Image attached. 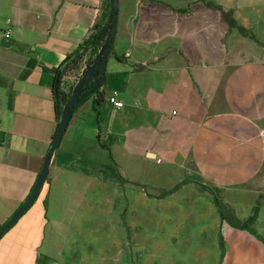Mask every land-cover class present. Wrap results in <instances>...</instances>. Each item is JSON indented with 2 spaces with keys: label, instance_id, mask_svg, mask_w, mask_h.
Returning <instances> with one entry per match:
<instances>
[{
  "label": "crops",
  "instance_id": "crops-1",
  "mask_svg": "<svg viewBox=\"0 0 264 264\" xmlns=\"http://www.w3.org/2000/svg\"><path fill=\"white\" fill-rule=\"evenodd\" d=\"M205 2L118 0L103 102L92 94L74 108L35 200L0 234V264H57L61 236L80 235L83 221L115 202L118 186L135 181L160 193L190 179L156 195L160 217L171 211L209 243L220 217L198 182L218 188L241 220L259 202L255 229L264 238V0H211L253 38L228 30ZM111 8L110 0H0V230L49 152L56 78L73 92L97 53L86 44L76 62L66 59ZM110 94L123 105L113 107ZM173 175L176 184L158 187ZM223 235L222 264H264L260 241L230 227Z\"/></svg>",
  "mask_w": 264,
  "mask_h": 264
},
{
  "label": "rangeland",
  "instance_id": "rangeland-1",
  "mask_svg": "<svg viewBox=\"0 0 264 264\" xmlns=\"http://www.w3.org/2000/svg\"><path fill=\"white\" fill-rule=\"evenodd\" d=\"M164 1L185 4L190 0ZM163 180L158 187L176 184L174 175ZM158 194L153 183L135 181L118 186L115 202L103 210L100 207L99 219L83 221L80 235L61 236L64 241L60 249L53 250L56 263L217 264L218 243L205 242L208 236L200 237L195 228L179 223L171 217V211L170 217H160L163 205ZM176 213L174 210L173 216ZM70 238L71 248L66 245Z\"/></svg>",
  "mask_w": 264,
  "mask_h": 264
},
{
  "label": "trees",
  "instance_id": "trees-1",
  "mask_svg": "<svg viewBox=\"0 0 264 264\" xmlns=\"http://www.w3.org/2000/svg\"><path fill=\"white\" fill-rule=\"evenodd\" d=\"M200 1L205 2L206 0H200ZM205 4L207 6H210L211 8H215V9L220 11L222 18L224 19V21L227 23V25L229 27L228 30L236 29L239 33L243 34V36H248V37L253 38V35L250 31H248L242 25L237 24L235 19L232 17L231 11L224 10L221 6L216 5L213 2H211V0H207L205 2ZM186 10L187 9H181V10H179V12H184ZM112 23H113L112 14H110V20L106 21L105 14L102 13L100 19L92 25L91 33L89 35L88 40H86V42L84 43V47H83L84 49L82 50V52L81 53L75 52L74 54H72V56H68L66 60H69L72 63L76 62L79 59V57L82 56L86 52V50H87L86 44L90 46V52L98 53L99 48L107 40V37L110 33V27H111ZM109 53L114 54L112 43L110 44ZM114 56H115L114 57L115 59L119 60L118 56H116V55H114ZM93 85H92V88H93ZM98 89L99 88L94 87V89L90 93L87 90L83 89L80 93V97H83L86 94H88V95L86 97H84V99L81 101V103L84 102L92 94H93L92 100L95 104L102 103L103 102V93H102V91H99ZM52 92H53L54 103H55L54 104V110H55L56 118H57L56 125H55V131L53 134V137H54L55 133H56L58 121L60 120L61 113L64 109V105H66V102L68 101V98L70 97V94L69 93L66 94L63 92V90L61 89V86H60L59 78H56V81L54 83V87L52 88ZM81 103H79V104H81ZM102 147L110 150L109 147L106 145H102ZM110 159H111V161H113L111 155H110ZM188 182H192V181L188 178H184L179 183H177L174 187H172L168 190L161 191L159 193L158 197L162 198L165 195L169 194L170 192H172V191L174 192L176 189H179L181 185L186 184ZM198 184H199L201 189L206 190L207 192H209L212 195L213 203L215 204L216 210H217L219 217H220V223L218 226V239H217L218 247L220 249V255H219L217 264H222L223 256L225 255V245H224V239L225 238H224L223 232L225 231L226 227H230L233 229H237L238 231L245 232V233L249 234L250 236H252L257 241H260L262 244H264V238L255 229L258 209L260 208L259 202H257L256 205L252 207L249 216L246 217L245 219L241 220V219L237 218V216H236L233 208H231V206L222 202L221 198L218 195V190H219L218 188L209 187V186H206L205 184H201L200 182H198ZM122 218L124 219L123 214H122ZM123 224L125 225L124 221H123ZM125 227L128 231V226H125Z\"/></svg>",
  "mask_w": 264,
  "mask_h": 264
},
{
  "label": "water",
  "instance_id": "water-1",
  "mask_svg": "<svg viewBox=\"0 0 264 264\" xmlns=\"http://www.w3.org/2000/svg\"><path fill=\"white\" fill-rule=\"evenodd\" d=\"M111 3V9L110 14H112L113 17V23L110 27V33L107 37V40L102 44L100 47L97 56H95L91 61L88 62L86 65L85 73L81 76L80 79H78L77 84L75 86V89H73V92L70 94V97L68 98V101L66 102V105H64V109L61 113L60 120L58 121L57 129L55 136L52 137L51 143H50V149L49 152L46 155L44 164L42 169L39 172L37 181L35 185H33L32 190L29 194V196L21 203L19 206L17 212L11 217L1 228L0 234L3 233L10 224H12L15 219L23 213L30 204L35 200L36 195L39 191L40 186L43 184L47 169L49 168L50 159L52 156V153L55 152L57 149L60 139L63 137L66 127L68 124V121L71 119V114L74 110V107L84 99L88 94L84 95L83 97H80V93L83 89L87 90L89 93L92 92V90L95 88H100L102 85L103 76L105 73V62L106 58L109 55V49L110 44L112 43L115 32H116V25H117V9H118V1L117 0H110ZM110 14H109V20H110ZM94 84V85H93ZM93 85V88H92Z\"/></svg>",
  "mask_w": 264,
  "mask_h": 264
},
{
  "label": "built area",
  "instance_id": "built-area-1",
  "mask_svg": "<svg viewBox=\"0 0 264 264\" xmlns=\"http://www.w3.org/2000/svg\"><path fill=\"white\" fill-rule=\"evenodd\" d=\"M4 35H5L6 37L10 36V31H6V32L4 33ZM99 49H100V48H99ZM88 62H89V61H88ZM88 62H86V63L84 64V66L82 67V70H81V72H80V74H79V78H78V79H80L81 76L83 75V73H85L86 65L88 64ZM60 86H61V85H60ZM106 99H107L108 102L111 103V105H113V107L119 108V107H121V106L123 105V102L120 101L119 99H117L113 94H112V95H111V94L108 95Z\"/></svg>",
  "mask_w": 264,
  "mask_h": 264
}]
</instances>
